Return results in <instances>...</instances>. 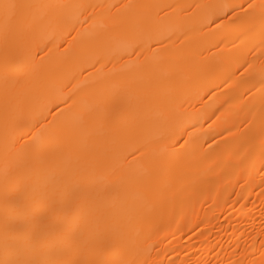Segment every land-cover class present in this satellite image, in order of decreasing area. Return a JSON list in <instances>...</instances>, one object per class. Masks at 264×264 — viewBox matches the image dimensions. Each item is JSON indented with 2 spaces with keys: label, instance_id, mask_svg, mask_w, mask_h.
<instances>
[{
  "label": "bare ground",
  "instance_id": "6f19581e",
  "mask_svg": "<svg viewBox=\"0 0 264 264\" xmlns=\"http://www.w3.org/2000/svg\"><path fill=\"white\" fill-rule=\"evenodd\" d=\"M20 261L264 264V0H0Z\"/></svg>",
  "mask_w": 264,
  "mask_h": 264
},
{
  "label": "snow or ice",
  "instance_id": "6c2138e0",
  "mask_svg": "<svg viewBox=\"0 0 264 264\" xmlns=\"http://www.w3.org/2000/svg\"><path fill=\"white\" fill-rule=\"evenodd\" d=\"M3 9L5 10V19L12 20L18 15V10L22 7L17 4H3ZM7 264V262H5ZM14 264H41V262H14ZM46 264V262H45Z\"/></svg>",
  "mask_w": 264,
  "mask_h": 264
}]
</instances>
